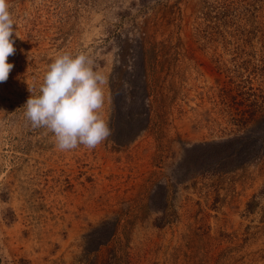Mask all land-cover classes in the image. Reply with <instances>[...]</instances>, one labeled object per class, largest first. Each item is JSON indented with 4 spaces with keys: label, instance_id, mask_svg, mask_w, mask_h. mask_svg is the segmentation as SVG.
Wrapping results in <instances>:
<instances>
[{
    "label": "rangeland",
    "instance_id": "1",
    "mask_svg": "<svg viewBox=\"0 0 264 264\" xmlns=\"http://www.w3.org/2000/svg\"><path fill=\"white\" fill-rule=\"evenodd\" d=\"M7 3L0 264H264V0ZM81 52L116 131L60 151L24 105ZM237 136L232 165L182 170L187 148Z\"/></svg>",
    "mask_w": 264,
    "mask_h": 264
},
{
    "label": "clouds",
    "instance_id": "2",
    "mask_svg": "<svg viewBox=\"0 0 264 264\" xmlns=\"http://www.w3.org/2000/svg\"><path fill=\"white\" fill-rule=\"evenodd\" d=\"M13 20L7 0H0V82L7 81L14 65ZM106 77L93 67L92 59L81 52L63 54L49 64L39 94H31L24 107L34 127L54 134L56 147L69 151L83 145L93 149L111 135L101 114Z\"/></svg>",
    "mask_w": 264,
    "mask_h": 264
},
{
    "label": "trees",
    "instance_id": "3",
    "mask_svg": "<svg viewBox=\"0 0 264 264\" xmlns=\"http://www.w3.org/2000/svg\"><path fill=\"white\" fill-rule=\"evenodd\" d=\"M145 119L141 125L144 126ZM141 128L142 126H138ZM111 131H116V125L111 124ZM242 137L237 136L227 140L216 142H203L193 145L185 150L181 161V168L184 172L190 173L192 170L209 163L214 167H227L237 160V152L240 147ZM206 165V164H205ZM163 215L162 223L170 219L169 205L167 202L161 206Z\"/></svg>",
    "mask_w": 264,
    "mask_h": 264
}]
</instances>
